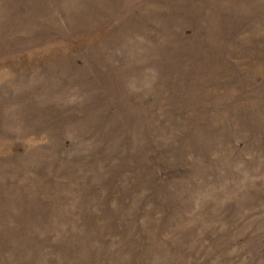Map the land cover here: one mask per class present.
<instances>
[{
	"label": "rangeland",
	"instance_id": "obj_1",
	"mask_svg": "<svg viewBox=\"0 0 264 264\" xmlns=\"http://www.w3.org/2000/svg\"><path fill=\"white\" fill-rule=\"evenodd\" d=\"M0 264H264V0H0Z\"/></svg>",
	"mask_w": 264,
	"mask_h": 264
}]
</instances>
